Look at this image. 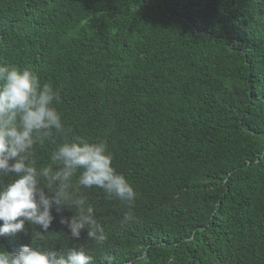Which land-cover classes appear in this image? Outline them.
<instances>
[{"label":"trees","instance_id":"16d2710c","mask_svg":"<svg viewBox=\"0 0 264 264\" xmlns=\"http://www.w3.org/2000/svg\"><path fill=\"white\" fill-rule=\"evenodd\" d=\"M0 63L59 89L74 135L107 142L129 207L81 188L108 239L0 236L93 264H264V4L257 0H0ZM59 142V138H57ZM55 144L36 149L39 166ZM7 181V178H4ZM2 223V221H0Z\"/></svg>","mask_w":264,"mask_h":264},{"label":"clouds","instance_id":"9594fccd","mask_svg":"<svg viewBox=\"0 0 264 264\" xmlns=\"http://www.w3.org/2000/svg\"><path fill=\"white\" fill-rule=\"evenodd\" d=\"M60 103L59 89L42 83L35 70L0 63V236L25 231L26 222L43 229L35 235L47 233L55 208L57 214L73 211L71 217H60L72 237L79 238L86 229L91 240L103 244L108 239L105 228L81 188H100L106 199L126 204L122 225L134 218L130 209L138 193L114 168L106 141L72 133L56 107ZM46 144L55 148L49 162L39 166L36 149ZM93 259L83 246L68 249L66 255L31 244L15 253L0 247V264H93ZM105 260L112 264L111 257Z\"/></svg>","mask_w":264,"mask_h":264}]
</instances>
